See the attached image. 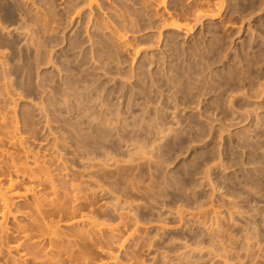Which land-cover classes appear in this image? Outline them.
<instances>
[{
    "label": "rangeland",
    "instance_id": "1",
    "mask_svg": "<svg viewBox=\"0 0 264 264\" xmlns=\"http://www.w3.org/2000/svg\"><path fill=\"white\" fill-rule=\"evenodd\" d=\"M0 134L98 237L0 264H264V0H0Z\"/></svg>",
    "mask_w": 264,
    "mask_h": 264
},
{
    "label": "bare ground",
    "instance_id": "2",
    "mask_svg": "<svg viewBox=\"0 0 264 264\" xmlns=\"http://www.w3.org/2000/svg\"><path fill=\"white\" fill-rule=\"evenodd\" d=\"M95 0H89V2L92 4L93 2H94ZM169 19L171 20L170 21V23H169V25L171 26V27H173V28H176V29H182V28H185L186 26H187V24H182V23H180V22H178V20H176V19H173V17L171 16V15H169ZM1 119H3V118H1ZM3 121H5L4 119H3ZM10 134V133H9ZM9 134H7V137H9L10 135ZM1 135V134H0ZM6 135V134H5ZM15 136V135H14ZM1 137H3V138H5L4 136H2L1 135ZM0 137V138H1ZM6 137V138H7ZM11 138L13 137V136H10ZM6 138H5V140H6ZM10 138V140H12V139H14V138H12L11 139ZM7 139H9V138H7ZM15 139H16V137H15ZM18 139V138H17ZM16 139V140H17ZM0 140H2V139H0ZM4 140V141H5ZM9 140V144H10V142L12 143V142H15L16 140H12V141H10ZM20 140V139H19ZM18 140V141H19ZM7 141V140H6ZM18 141H16L18 144H20ZM2 143V142H1ZM4 143V142H3ZM14 144V143H13ZM2 145V144H1ZM19 145H17V147H18ZM4 147V146H3ZM11 147V146H10ZM20 147H21V145H20ZM0 148H2V147H0ZM12 148H14V146L12 145ZM16 148V147H15ZM17 149H19V148H17ZM22 149V148H21ZM5 150H7V149H5ZM5 150H3V149H0V152H1V157L3 156L4 157V160H1L0 161V173L1 172H3V173H7L8 175H9V177L7 178V177H5V180H7V182L6 181H4V174L2 173V179H1V176H0V184H2L3 183V185L2 186H4V183L6 182V184H5V186L4 187H2L1 186V188H0V224L2 225V227H4V231L3 232H10V230H12L13 228H14V230L16 229V231L18 232L17 233V235L16 236H18L17 237V241H16V243L14 244V245H12V246H10V248H9V251L10 252H14V253H17V254H19V256H21L22 258H24V262H25V260L26 259H28V257H29V254H31L30 252L27 254V253H24L25 251V249H24V247H26L25 245H26V242L27 241H31L32 242V240L33 241H35L34 242V244H32V245H34V246H36L37 244L36 243H38L39 244V242H42V241H39V242H37L36 241V239L34 238V237H38L40 240H50L51 241V243L53 244V243H55L56 242V239L58 240L59 239V237H60V232L62 231V230H64V235H65V230H66V233H67V230L68 231H73L74 230V235L73 236H76L77 238H75V240L77 239H79L78 241H83V243H85L86 245H93V244H95L96 243V240L98 239V237H97V235H96V227L93 225V222L90 220V218L87 216V215H84V214H82L80 217H71V218H68V219H65V220H62L61 219V217H59V220H56L55 218L57 217L55 214H54V217H53V213L55 212L56 214H57V212H58V210H63L64 208H63V205H60L59 204V202L57 201L58 199H56V198H58V195H57V186L56 187H54V186H51L52 187V194L50 195V196H52V195H55L54 197H52V198H50L49 196H46L45 194H47L48 193V191H47V193H45V191H46V189H44L45 191H43L42 192V190H40V192H42V194H44V195H40V193H37L36 192V188H35V185L33 186V185H30V186H27V187H25L24 185H21V186H23V187H25L24 189H22V188H20V183H19V179H21L20 178V176H21V174H23V175H27V173H25L26 171L27 172H29V170H26V167L28 168V166H25V165H27V161L25 162V161H23L24 163H26V164H24V165H22L23 163H22V158L20 159L19 157H16V159L17 158H19V159H17V160H15V157L12 155V154H15V153H10V152H8V151H5ZM20 150V149H19ZM9 151H11V150H9ZM14 151V150H13ZM12 151V152H13ZM15 152V151H14ZM18 156H21V155H18ZM2 157V158H3ZM16 161H21V165L22 166H20L19 164H20V162H16ZM36 163H37V161H36ZM39 163V162H38ZM38 163L36 164V166H37V168H38ZM3 165L4 166H6L7 167V172H4L5 170L4 169H6V167H3ZM25 167V169H24V167ZM36 166H35V168H36ZM40 166H41V169L39 170V171H37L38 169L36 168L35 169V172H33L34 171V168L33 169H31L30 171L31 172H33L32 174H30L29 175V178H30V181L31 180H34V179H42L43 178V180L44 179H49V180H51L53 177L51 176V174H50V172H49V169H47V168H49V167H46V165L44 166L43 164L41 165L40 164ZM39 166V167H40ZM2 167L4 168L3 170H2ZM43 167H44V169H43ZM47 171H46V170ZM26 170V171H25ZM30 172V173H31ZM36 172H38V173H36ZM34 173H36V174H34ZM6 174V175H7ZM29 174V173H28ZM1 175V174H0ZM4 175V176H3ZM22 175V177H24ZM27 177V176H26ZM52 177V178H51ZM3 180V181H2ZM49 180L47 181V183L49 182ZM2 181V182H1ZM21 181V180H20ZM44 182V181H43ZM22 184V183H21ZM43 184V183H42ZM53 184V183H52ZM28 185V184H27ZM44 185H45V183H44ZM46 186V185H45ZM37 187H39V185L37 186ZM44 187V186H43ZM40 189V188H39ZM51 189V188H50ZM38 191V190H37ZM51 191V190H50ZM57 196V197H56ZM56 197V198H55ZM50 198V199H49ZM16 202H20V203H23V204H25L26 206L28 205L29 206V210L27 211V207H25V209L26 210H24V211H21L22 212V214H26L25 216L26 217H28V218H30V223H29V226H28V224L27 225H25V224H23V225H25V226H28L27 228L25 227V226H22V224H17L16 225V227L17 228H15V227H12L11 229L9 228V227H7V226H9V225H7L6 226V222L9 220V218L11 217H14V219H16V218H18L17 216H18V214H16V213H14V209L16 208V206H15V204H16ZM58 202V203H57ZM24 205V206H25ZM59 205V206H58ZM15 207V208H14ZM56 207H58V209L56 208ZM59 207H61V208H59ZM66 209V208H65ZM64 209V210H65ZM57 210V211H56ZM16 212V211H15ZM24 212V213H23ZM59 212H61V211H59ZM58 212V213H59ZM21 214V213H20ZM21 214V215H22ZM59 215V214H58ZM59 216H61V214L59 215ZM16 217V218H15ZM63 217V216H62ZM31 224V225H30ZM20 225V226H19ZM86 225H92L93 227V232L92 231H85V230H83L82 228H81V226L83 227V226H86ZM11 227V226H10ZM71 229V230H70ZM96 229V230H95ZM100 229V228H99ZM92 230V229H91ZM13 231V230H12ZM16 231H15V233H16ZM61 232V233H62ZM6 233H4L5 235H6ZM14 232H12V234H13ZM62 233V234H63ZM7 234H9V233H7ZM33 234H35L34 235V237H33ZM61 234V235H62ZM94 234H95V236H94ZM10 235V234H9ZM59 235V236H58ZM63 235V236H64ZM63 236H61L60 238L62 239L63 238ZM64 237H66V236H64ZM35 240H34V239ZM32 239V240H31ZM60 240V239H59ZM67 240V239H66ZM69 240V239H68ZM27 242V244L28 243H31V242ZM44 242V241H43ZM46 242V241H45ZM71 242V241H70ZM58 241H57V244H56V246L58 245ZM47 243H45V245H46ZM50 244V243H49ZM24 246V247H23ZM38 246V245H37ZM40 246V245H39ZM54 246V245H53ZM52 246V247H53ZM41 247V246H40ZM40 247H38V248H34V249H38L39 250V248ZM58 247H60L59 245H58ZM57 247V248H58ZM45 248V247H44ZM52 249V248H51ZM59 250H61V249H59ZM1 251V250H0ZM36 251V250H35ZM10 252H8L10 255H11V253ZM22 252V253H21ZM60 252V251H59ZM64 252H66V251H64ZM63 252V250H62V253H64ZM13 253V254H14ZM49 253V252H48ZM8 254V255H9ZM50 254V253H49ZM28 256V257H27ZM46 256H47V253H46ZM50 256V255H49ZM10 257V256H9ZM12 258V257H11ZM20 258V257H19ZM22 258L20 259V260H22ZM30 258V257H29ZM32 258V257H31ZM47 258V257H46ZM33 259H34V257H33ZM36 259V258H35ZM40 259V258H39ZM48 260H49V257L47 258ZM29 260H31V259H29ZM28 260V261H29ZM51 260V259H50ZM23 261V260H22ZM27 261V260H26ZM40 261V260H39ZM42 261V260H41ZM44 261V260H43ZM47 261V260H46ZM46 261H44V262H46ZM38 262V260H36L34 263H36V264H40L41 262H39V263H37ZM54 262V261H53ZM50 263H52V262H50ZM55 263V262H54ZM58 263V262H57ZM42 264H44L43 262H42Z\"/></svg>",
    "mask_w": 264,
    "mask_h": 264
}]
</instances>
